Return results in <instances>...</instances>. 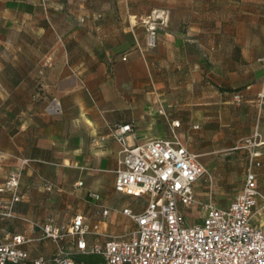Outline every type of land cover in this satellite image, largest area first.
<instances>
[{"label":"crops","instance_id":"obj_1","mask_svg":"<svg viewBox=\"0 0 264 264\" xmlns=\"http://www.w3.org/2000/svg\"><path fill=\"white\" fill-rule=\"evenodd\" d=\"M262 58L264 0H0V182L28 161L0 241L37 237L48 218L77 214L101 232L134 227L122 211L142 210L146 197L115 190L123 149L110 135L115 125L131 124V146L178 138L229 180L235 150L255 131L264 141ZM247 149L243 182L205 186V194L242 190ZM258 149L264 194V144ZM254 212L264 227L263 201ZM28 248L35 258L56 245Z\"/></svg>","mask_w":264,"mask_h":264},{"label":"built area","instance_id":"obj_2","mask_svg":"<svg viewBox=\"0 0 264 264\" xmlns=\"http://www.w3.org/2000/svg\"><path fill=\"white\" fill-rule=\"evenodd\" d=\"M258 98L264 102V76ZM130 132L128 123L115 125L110 135L123 144L115 170V190L146 197L142 210L122 211L134 227L119 234L101 232L98 223H89L82 214L66 223L50 217L39 226L37 237L21 233L0 241V264H264V227L254 221L255 207L259 201L264 203L254 170L261 164L258 147L264 144L258 131L242 145L252 148L242 190L227 206H218L209 191L208 199L201 202L200 219L190 223L185 211L198 201L199 181L206 175L211 179L208 168L178 138L156 137L131 146L126 140ZM27 162L24 160L0 182V196L9 195L0 198L2 220L16 216ZM88 198L104 216L109 214L110 210L100 203L99 193L90 192ZM42 240L52 241L56 250L31 258L28 246ZM89 256L98 259L89 261Z\"/></svg>","mask_w":264,"mask_h":264},{"label":"rangeland","instance_id":"obj_3","mask_svg":"<svg viewBox=\"0 0 264 264\" xmlns=\"http://www.w3.org/2000/svg\"><path fill=\"white\" fill-rule=\"evenodd\" d=\"M84 20V19H83ZM153 37V35H152ZM150 37L149 38V41L150 43H154L153 41V38ZM243 143V141L241 142ZM240 143V144H241ZM248 149L245 148V147H240L239 149L235 150V153H238L239 157L237 158V160H235V163L233 165V169L231 172V178L229 180L225 179L224 176L225 174H219V175H216V178H215V174L211 171V168L213 166V162L214 160L210 158V164H207L205 162V160L203 159V157L201 159L202 163L208 168L210 174H211V179H208V176L206 175L204 178H202L200 181H199V184H198V201L196 204L192 205L190 208H188L186 211H185V216H186V219H187V222H193V221H196V220H199L200 217H201V214H202V209H201V202L208 199V194H205L204 192V187L205 186H215V184L217 185H220V186H227V187H236L237 185H240L243 180H242V173H243V168L246 167V151ZM210 167V168H209ZM213 195V201L214 202H218L220 204H225L229 201H231L235 194L234 195H216V194H212ZM141 210V208H140ZM26 264V263H25ZM28 264V263H27Z\"/></svg>","mask_w":264,"mask_h":264},{"label":"trees","instance_id":"obj_4","mask_svg":"<svg viewBox=\"0 0 264 264\" xmlns=\"http://www.w3.org/2000/svg\"><path fill=\"white\" fill-rule=\"evenodd\" d=\"M96 259H98V258H96L95 256H89L88 258H87V260H89V261H95ZM28 264H32L31 262H27ZM26 263V264H27Z\"/></svg>","mask_w":264,"mask_h":264}]
</instances>
